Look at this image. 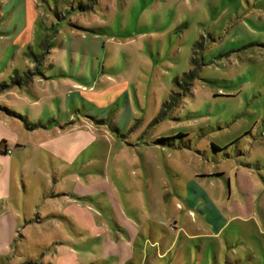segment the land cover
Instances as JSON below:
<instances>
[{
  "label": "rangeland",
  "instance_id": "obj_1",
  "mask_svg": "<svg viewBox=\"0 0 264 264\" xmlns=\"http://www.w3.org/2000/svg\"><path fill=\"white\" fill-rule=\"evenodd\" d=\"M49 3L37 36L17 54L10 51L12 59L2 57L0 86L6 88H0V114L27 133L46 130L47 124L27 120V105L20 106L22 112L15 104L38 86L39 96L45 99L47 82L54 78L51 68L59 66L62 74H68L87 89L92 87V93L102 86L93 83L100 73L116 79L117 86L121 85V77L129 91L119 102L126 109L125 117L132 119L126 123L120 117L118 125L115 119L119 103L98 110L87 105L89 99L84 101L81 94L73 96L80 103L79 110L87 105V119L71 117L56 128L71 134L78 127L94 129L95 143L88 146L80 163L88 164L86 172L97 179L102 178L98 171L101 168L103 176L113 180L114 187L108 185L114 191V200L109 191L87 199L94 215L88 224L96 223L102 230L88 228L76 233L61 223L59 231L57 221L45 218H19L8 229L4 227L8 220L2 217L0 264H120L119 258L107 252V243L121 236V226H117L121 220L114 205L117 196L121 198L117 209L126 220L132 212H144L147 217L151 213L159 223L168 224V233L188 230L186 214L201 225V219L194 216L185 201L189 184L196 188L202 183L211 196L217 198L220 194L226 206L242 201L236 188L241 175L246 174L256 187H264V0ZM61 21L66 23L64 27H59ZM70 31L74 35L98 36L101 45H87L88 53L84 54L78 52L80 48L66 43L69 46L62 53ZM61 53L76 54L77 61L71 55L61 58ZM82 70L85 74H79ZM26 75L27 85L12 83L18 77L24 84ZM109 80L103 88L112 84ZM106 92L113 93L112 88ZM61 110L65 109L57 102L43 101L30 111L49 122L50 116L59 117ZM34 136L41 138L42 134ZM36 146L38 142L33 148ZM87 180L88 186L95 183L94 178ZM138 183L147 204L135 195ZM75 184L69 181L64 190L72 191ZM51 192L52 198L63 195ZM133 197L132 204L125 203L126 198ZM262 199L264 192L256 198V208L251 213L256 211V221L264 226V209L259 211ZM227 209L232 213V207ZM34 222L43 225L39 227L43 230L24 229ZM255 227L250 222L242 230L252 232ZM240 229L239 221L229 225L230 231L238 233ZM157 231L151 230L153 234L143 242L150 257L141 253L137 264H160V257L166 259L171 254L158 240ZM227 238L223 235L203 240L205 252L201 257L195 243L186 241L192 248L184 252L185 259L189 264H214V252L220 246L227 247ZM230 244L228 250L237 256L229 255L223 248L221 261L235 260L251 252L257 264H264V235H252Z\"/></svg>",
  "mask_w": 264,
  "mask_h": 264
},
{
  "label": "crops",
  "instance_id": "obj_2",
  "mask_svg": "<svg viewBox=\"0 0 264 264\" xmlns=\"http://www.w3.org/2000/svg\"><path fill=\"white\" fill-rule=\"evenodd\" d=\"M49 7V0H0V64L3 63L2 60L5 56L10 58V51H14L17 54L25 44L31 42L35 35L37 36L38 28L43 27L42 23H40L41 19L47 14L46 11L48 12ZM65 24L64 21H61L59 27H64ZM73 32L70 31L65 36L62 53L70 43L74 47L80 48L78 52L84 54L88 53L85 50L87 45H101V40H99L98 36L74 35L75 33ZM62 53L61 58L68 55ZM69 55H71L70 57L73 61H77L76 54ZM51 69V75L54 78L47 82L45 99L39 96V93H41L39 88L41 86H38V89L32 90L33 93L27 92V98L20 99L15 104L22 112L23 110L20 106L27 105L28 112L25 111L27 113V120H36L42 125L47 124L46 130L27 133L17 123L7 121L0 114V145L2 144L0 146V198L3 199V201L0 200V218L5 217L8 220V223H5L6 225L4 226L8 229L13 228L12 221L19 220V218L22 221L45 218L49 221H57L55 224L58 230L62 228V223L64 227L70 226L75 229L76 233H81L82 230L85 231L88 228H96L98 231H101L102 229L97 228L96 223L88 224L94 215L88 207L91 205L87 204V199L90 198V195L97 194L100 196L109 191L114 200V191L108 185L110 183L114 187L113 180L110 181L106 176H103L101 168H98V171L101 173L102 178L97 179L92 175L93 173L88 174L86 172L88 164L80 163V158L86 152L88 146L90 147L95 143L96 135L94 129L87 130V128L81 129V127H76L77 129L71 134L66 130L56 127L61 122L69 121L71 117L87 119L88 104L95 109L101 110L106 107H114V104L119 103L115 122L118 124V118L121 117L126 123H129L132 117H125L126 109L119 102L123 96L125 97V94L128 95L129 89L127 84L122 82L121 77L118 76L121 85L117 86L115 83L116 79L109 75L105 77V75L100 73L96 76L98 80H94L93 83H99L102 86L97 93H92V87L87 89L86 86L77 83L68 74H62L63 72L59 66L56 69L55 67ZM58 71H60L59 74H57ZM79 74H85L84 70L79 71ZM109 79L112 80V84L103 88V85L109 83ZM109 87L112 88L113 93L109 92L110 94L112 93V96L106 92ZM86 91L91 93H87ZM33 94H37L40 99L35 98ZM75 94H81L84 101L89 99L87 105H83L84 110L77 108L80 103L73 98ZM43 101L57 102L65 110L59 112V117L56 115L50 116L52 120L45 122L41 117L36 116L30 111L41 106ZM126 103L128 104V101ZM90 118L95 121H102L96 120V117ZM5 120L9 123H6ZM34 134H42V136L41 138L40 136L35 138ZM36 142H38V146L33 148ZM48 164L51 165V168ZM91 165L93 164L91 163ZM122 171L124 170L121 169ZM88 177L94 178L95 183H90L88 186ZM247 178V175L244 174L237 181L236 188L242 201L239 205L235 206H226L221 201L220 194L217 195V198L211 196L202 183H200V186H196V188L190 187L189 184L186 189L185 201L187 206L195 213L194 216L197 219H201V225L196 224L195 219L188 218L189 215L186 214L188 230L181 232L169 231L165 233L168 230V224L159 223L151 213L149 214L150 218L144 212H132L129 219L126 220L122 212L117 209V203H121L119 201L121 198L117 196L118 202H115L114 205L116 207V214L121 220L117 224L118 229H120L119 225L121 226V236L117 235L115 236V241L107 243V252L119 258L120 264H137L139 263L138 257L141 253H143L145 258L150 257L147 252L148 249L144 246L143 242L146 240V236L149 239L150 235L153 234L151 230H158V240L162 241L167 251L171 250V254L166 259L160 257V264H189L185 259L184 252L189 250L190 246L192 248V245L187 244L186 241L195 243L201 257L205 252L203 248L205 241L203 242V240L217 239L226 235L229 237L227 238L229 239L227 247L220 246L219 251L214 252V259H216L214 264L256 263V258L251 252L245 257H237L235 260L229 259L227 262L221 261L220 258L223 248L224 252H227L229 255L237 256L228 250V247H232L230 244L232 241L236 243L238 239H249L252 235L255 236L256 234L260 237L264 235V226L259 224L255 219V215L258 213L256 211L251 213V209L256 208V198L264 192V187H256ZM69 181L76 183L72 187V191L64 190V186L68 185ZM117 183L119 187L123 184L119 183V181ZM140 188L141 185L139 183L136 184L135 195L139 199H143L145 204H147V200L143 197L142 192L139 191ZM38 189L43 191L42 197ZM51 190L55 195L63 194L62 197L52 198L49 196L52 193ZM133 201L134 197L132 199H125V203L132 204ZM259 201H261L259 211H262L264 209V199ZM228 207H232V213L230 214L227 209ZM231 214L233 215L232 218H230ZM236 221H239V227L241 228L238 233L235 230L234 232L229 230V225ZM250 222L255 223V230L252 232L250 230H242V227ZM160 224L161 228H159ZM40 226L43 225L34 222L28 224L24 229L28 230L36 227L38 231H42L43 229H39ZM180 237L183 238L181 239Z\"/></svg>",
  "mask_w": 264,
  "mask_h": 264
},
{
  "label": "trees",
  "instance_id": "obj_3",
  "mask_svg": "<svg viewBox=\"0 0 264 264\" xmlns=\"http://www.w3.org/2000/svg\"><path fill=\"white\" fill-rule=\"evenodd\" d=\"M28 75H26V77H27ZM23 79L21 78H18V77H14L13 79H12V83L13 84H16V85H23L22 83H20L21 81H22ZM28 80H29V76L27 77V79H25L23 82H24V84H27L28 83ZM0 88H2V89H5L6 88V85H1L0 86ZM28 126V125H27ZM33 126V125H32Z\"/></svg>",
  "mask_w": 264,
  "mask_h": 264
}]
</instances>
